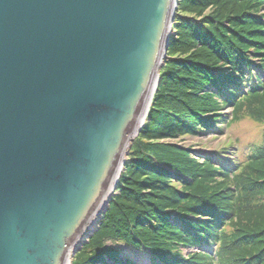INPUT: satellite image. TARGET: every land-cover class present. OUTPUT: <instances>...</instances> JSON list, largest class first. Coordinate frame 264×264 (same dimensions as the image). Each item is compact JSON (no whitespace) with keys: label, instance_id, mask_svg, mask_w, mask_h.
Returning <instances> with one entry per match:
<instances>
[{"label":"water","instance_id":"95a60500","mask_svg":"<svg viewBox=\"0 0 264 264\" xmlns=\"http://www.w3.org/2000/svg\"><path fill=\"white\" fill-rule=\"evenodd\" d=\"M178 2L0 0V264L71 263L147 120Z\"/></svg>","mask_w":264,"mask_h":264},{"label":"trees","instance_id":"16d2710c","mask_svg":"<svg viewBox=\"0 0 264 264\" xmlns=\"http://www.w3.org/2000/svg\"><path fill=\"white\" fill-rule=\"evenodd\" d=\"M174 24L150 121L76 264H134L119 246L152 264H264V0H180ZM244 119L263 138L240 164L146 142Z\"/></svg>","mask_w":264,"mask_h":264},{"label":"rangeland","instance_id":"374dc122","mask_svg":"<svg viewBox=\"0 0 264 264\" xmlns=\"http://www.w3.org/2000/svg\"><path fill=\"white\" fill-rule=\"evenodd\" d=\"M172 38H175V36L172 35ZM167 57L168 58L164 69H166L168 63L175 58L171 55H168ZM162 73L163 71L161 70L160 76L162 75ZM149 121L150 120L147 119L145 124H147ZM262 136H263V130L261 125L249 119H244L240 122L232 124V126L226 129L224 131V134L222 135L216 132H210V133H199L195 136H187L181 138L180 137L161 138V139L158 138L154 140L149 139L145 141L153 145H159V146L167 145L171 147H176L180 150H184L190 153L193 158L199 161L211 158L212 161L215 162L214 164L218 163L216 165H229L231 163L240 164L245 162L246 158L251 154V151L254 148V146H258L262 142V138H263ZM134 142L135 140L132 142L130 149L128 151V155L126 158L127 165L131 160L132 148L134 150L135 147ZM127 165L125 166L127 167ZM126 167H124L122 173L125 172ZM116 191L117 189L114 192L116 193ZM109 207H110V203L108 205L107 210L102 215V218L107 213ZM102 218H100V221L99 219L97 220L100 222V224ZM90 238L87 239L88 242H85L81 248L78 247L77 252L72 256L70 264H76L79 261L82 255V250L85 247V245L87 247ZM119 247L121 249H124V252L129 255L130 260L134 261L136 264H151L149 256H147L145 253L135 252L134 250H130L129 248H126L124 246H119ZM182 252L186 257L188 254L192 252V250L183 249Z\"/></svg>","mask_w":264,"mask_h":264},{"label":"bare ground","instance_id":"6f19581e","mask_svg":"<svg viewBox=\"0 0 264 264\" xmlns=\"http://www.w3.org/2000/svg\"><path fill=\"white\" fill-rule=\"evenodd\" d=\"M175 34V24H174V22L172 23V26H171V30H170V36L171 35H174ZM168 52V51H167ZM166 57H167V55H166ZM163 65H165V63L163 64ZM162 65V66H163ZM162 68V67H161ZM134 141V140H133ZM115 195V192H113V194H112V196H111V198L113 197ZM111 198H110V200H111ZM109 203H110V201L106 204V205H104V207H103V211L101 212V214H99V216L97 217V218H95L91 223H90V225H89V227H88V229H87V232H86V235H85V237H88L90 234H92L96 229H94V228H97V227H99V225H98V219L100 220V218H102V215L105 213V211L107 210V208H108V205H109ZM85 237H83L82 238V242L84 241V243L86 242V240H87V238H85ZM84 243H83V245H84ZM82 245V246H83ZM82 246H80L79 248H81Z\"/></svg>","mask_w":264,"mask_h":264}]
</instances>
